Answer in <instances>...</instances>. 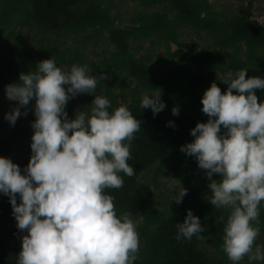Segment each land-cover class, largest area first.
<instances>
[{
	"label": "trees",
	"instance_id": "obj_1",
	"mask_svg": "<svg viewBox=\"0 0 264 264\" xmlns=\"http://www.w3.org/2000/svg\"><path fill=\"white\" fill-rule=\"evenodd\" d=\"M140 3L150 9L135 13L129 25L120 26L109 13L111 0H0V98L5 96V85L16 82L20 72L34 70L36 62L49 57L61 68L65 64L67 70L72 64H86L92 75L104 72L108 78L97 84L93 94L109 99V111L124 103L141 121L127 161L134 175L121 172L122 186L104 189L114 197L117 216L131 213L135 219L143 215L136 228L139 247L133 264H230L221 248L230 209L208 202L206 170L198 168L195 159L179 151V146L192 141L189 130L196 122L207 120L200 111V97L211 82L223 93L227 85L221 80L227 70L235 73L245 68V78H264V24L249 19L250 6L244 13H226L215 10L209 0ZM155 7L161 9L152 10ZM23 29L32 37H22ZM184 29L205 33L210 45L193 53L172 51L170 43L181 45L178 40ZM145 40L150 46L136 57L132 44ZM159 45H164V57L155 59L153 47ZM86 50L100 59H88ZM158 92L165 107L153 116L139 102L143 94ZM253 93L258 102L264 101V89ZM92 98L80 93L67 101L68 118ZM172 107L178 108L177 115L171 114ZM1 113L0 108V156L8 157L14 145L24 143L23 155L12 161L22 170L31 154L32 129L16 121L10 126ZM162 174L178 178L187 189L179 204L173 201L175 196L165 207L155 203L157 177ZM218 178L214 173L212 179ZM258 208L259 232L264 233V202ZM186 209L201 220L202 239L195 234L188 240L175 239L174 224L183 221ZM11 211L8 197L0 194V264H16L20 237L26 234L15 227ZM242 259L249 263L247 256Z\"/></svg>",
	"mask_w": 264,
	"mask_h": 264
},
{
	"label": "clouds",
	"instance_id": "obj_2",
	"mask_svg": "<svg viewBox=\"0 0 264 264\" xmlns=\"http://www.w3.org/2000/svg\"><path fill=\"white\" fill-rule=\"evenodd\" d=\"M91 73L86 64L62 70L49 57L5 85L6 99L16 102L4 114L9 125L27 114L29 101L35 117L30 122L31 154L23 169L0 156V194L8 197L15 227L26 232L20 237L16 264H133L137 258L136 228L143 215L117 216L114 197L104 189L120 188L121 172L134 175L127 161L141 121L124 103L109 111V99L93 94L108 77ZM245 73V68L224 72L223 93L210 83L200 97L207 120L196 122L189 130L192 141L179 146L206 170L208 202L230 209L221 248L233 264L245 256L249 264L264 260V246H253L259 232L258 206L264 202V101L258 102L253 90L264 89V78H245ZM80 93L93 98L69 119L66 103ZM139 104L153 116L165 107L160 92L143 94ZM170 111L178 114L177 107ZM214 173L218 179H212ZM164 178L178 185L173 201L179 204L187 189L178 178ZM174 225L177 240L194 234L203 238L204 226L191 209Z\"/></svg>",
	"mask_w": 264,
	"mask_h": 264
},
{
	"label": "rangeland",
	"instance_id": "obj_3",
	"mask_svg": "<svg viewBox=\"0 0 264 264\" xmlns=\"http://www.w3.org/2000/svg\"><path fill=\"white\" fill-rule=\"evenodd\" d=\"M209 2L212 4L215 10L226 13H244L247 10V7L250 6L249 19H253L261 24H264V0H209ZM149 9L150 8L146 9L145 7H143V5H141L140 3V0H111V7L109 13L111 16L113 15L116 16L115 24L120 26H126L131 23L130 19L135 13L143 12ZM160 9L161 7H155L152 10H160ZM23 30L24 31H22L21 34L22 37H27V38L32 37L31 32H27L25 31V29ZM178 41L183 46L170 43V49L172 51H174L172 46L176 45L177 46L176 49H181L184 53L187 51L189 53H193L195 50H199L201 48L209 46L211 43V40L207 37V35H205V33L203 32L194 33L189 29L181 30ZM104 45L107 46L106 43H104ZM149 46H150L149 41L147 40L132 44V48L133 50H135L134 53L136 57L144 54ZM186 46L189 48V50L186 48ZM100 49L101 47H97L95 50L100 51ZM153 49H156L155 59L159 57H164V49H165L164 45L155 46L153 47ZM110 50H114L113 46L110 47ZM85 55L87 56L88 59H92L95 62L100 59L99 56L97 57L93 56L91 50H86ZM34 57L35 56L33 55V58ZM62 70L65 71L67 70L65 64L62 65ZM32 103L33 101H29V105L25 106L28 109L27 114L18 116L16 119V122L22 127H28V126L30 127V122L35 119L31 110ZM15 105H16L15 101H9L6 99L5 96H1L0 98V108L2 110L1 115L4 116V114L6 112H9L11 108L14 107ZM20 110L23 112L24 108H21ZM24 149H25L24 143L22 145L19 144L14 145L8 158H10L11 161H14L20 155H23ZM164 177H172V176L170 174H162L159 177H157L158 188L157 190L154 191V201L155 203H158L162 207H165L166 206L165 203L168 200L172 199L178 191V185H176L170 179H166ZM149 185L152 187V184L150 182ZM254 241H256L257 244L264 246V233L258 232V235L256 236ZM236 263L249 264L244 259H241ZM230 264H233V262ZM251 264H264V260L254 261Z\"/></svg>",
	"mask_w": 264,
	"mask_h": 264
}]
</instances>
